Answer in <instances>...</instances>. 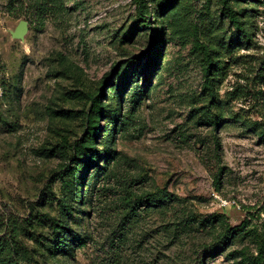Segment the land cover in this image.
<instances>
[{
  "label": "rangeland",
  "instance_id": "obj_1",
  "mask_svg": "<svg viewBox=\"0 0 264 264\" xmlns=\"http://www.w3.org/2000/svg\"><path fill=\"white\" fill-rule=\"evenodd\" d=\"M145 1L0 0V264H264V0Z\"/></svg>",
  "mask_w": 264,
  "mask_h": 264
},
{
  "label": "trees",
  "instance_id": "obj_2",
  "mask_svg": "<svg viewBox=\"0 0 264 264\" xmlns=\"http://www.w3.org/2000/svg\"><path fill=\"white\" fill-rule=\"evenodd\" d=\"M137 5H138V17L140 19H142L145 15H147V13H149V5L145 0H137ZM228 17L233 21L236 22L237 18L235 17L233 12H229ZM217 119H215V122ZM174 201V197L169 194L166 191L163 192H159L158 194L154 195L151 198H148L145 205L148 206H153L156 208H161L162 206H168V204L173 203ZM134 206H132V210H136L138 207V204L135 205V208H133ZM135 215H137V213H134ZM207 223V222H204ZM227 232H229V234L233 233V230L231 231L230 229H227Z\"/></svg>",
  "mask_w": 264,
  "mask_h": 264
},
{
  "label": "water",
  "instance_id": "obj_3",
  "mask_svg": "<svg viewBox=\"0 0 264 264\" xmlns=\"http://www.w3.org/2000/svg\"><path fill=\"white\" fill-rule=\"evenodd\" d=\"M25 31H26V22L22 21L20 23V27H19L18 32L16 33V35L18 37H22L24 35Z\"/></svg>",
  "mask_w": 264,
  "mask_h": 264
}]
</instances>
